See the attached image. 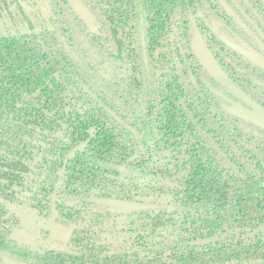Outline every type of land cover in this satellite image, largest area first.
<instances>
[{"label":"trees","instance_id":"16d2710c","mask_svg":"<svg viewBox=\"0 0 264 264\" xmlns=\"http://www.w3.org/2000/svg\"><path fill=\"white\" fill-rule=\"evenodd\" d=\"M82 1L104 36L87 32L67 0H0V264H264V131L223 109L190 45L195 24L226 73L250 87L206 23L231 17L218 0ZM72 23L109 63L101 83L57 37L80 55ZM97 198L171 208L122 215ZM26 214L70 227L67 242L22 237ZM18 232L20 260H5Z\"/></svg>","mask_w":264,"mask_h":264},{"label":"water","instance_id":"95a60500","mask_svg":"<svg viewBox=\"0 0 264 264\" xmlns=\"http://www.w3.org/2000/svg\"><path fill=\"white\" fill-rule=\"evenodd\" d=\"M226 12L237 22V24L244 26L241 19L235 14V12L231 9V7L225 2V0H219ZM70 9L74 12V14L81 20V22L87 28V31L90 33H95L97 35H102L100 31V24L98 23L96 17L93 13L89 10L87 5L82 0H67ZM139 38H140V45H141V60L146 68H148V59L145 47V40H144V32L142 27L139 28ZM57 37L61 44L63 45L65 51L69 54L72 60L75 62L78 59V56L74 55V51L72 48L67 44L65 38L57 32ZM221 39L225 42L229 47L234 49L236 52L249 56L253 63L261 66L264 68V63L259 56L255 55L253 52H249L245 47L240 45L234 44L232 41H229L221 35ZM239 39V38H237ZM239 39V42L242 45V40ZM190 45L191 49L207 71V73L211 76L213 80L217 82L221 87L225 88L229 93H231L237 101L229 99L227 96L220 94L214 88L212 90L215 94L221 97L225 102L221 103V106L225 111L228 113L244 120L247 123H251L254 126L258 127L259 129L264 131V109L249 98L225 73V71L221 68L220 64L213 56L209 48L207 47L203 37L197 30V28H193L190 37ZM191 81L194 85H196L195 79L191 76ZM95 80V79H94ZM85 89H87L85 87ZM111 115L121 124H123L126 128L130 129L134 134H136L135 130L132 129L126 122H124L118 115L109 111ZM117 169L120 172L125 173H133L135 172L128 170L123 166H117ZM97 202L106 206V209L110 212L117 213V214H128L135 210H147V209H155L161 207H168L164 204L147 202V201H137V200H120V199H111V198H97ZM203 242L202 241H195V243Z\"/></svg>","mask_w":264,"mask_h":264},{"label":"flooded vegetation","instance_id":"af4514ba","mask_svg":"<svg viewBox=\"0 0 264 264\" xmlns=\"http://www.w3.org/2000/svg\"><path fill=\"white\" fill-rule=\"evenodd\" d=\"M219 1V0H218ZM262 4H260V9L263 11V14L260 13L258 11V9H256L249 0H244L245 5L249 8V11H246L245 8H242L239 5H236V9L235 10L233 7H231L226 1V3L231 7V9L235 12V14H237V16L241 19V21L243 22L244 26H241L239 24H237V22L231 17L232 21V25L228 26L227 24H225L224 22H222L221 20H219L216 16L214 15H210L214 16L218 23V27L220 28V23L222 25L221 29H217L215 27H210V25L208 24V20L210 19L207 18L206 19V23L209 26V28L213 31V33L215 34V36L217 37L218 40H220L222 43H224L227 47H229L225 42L222 41V37L221 35L228 39L229 41H232L234 44L240 45L242 47H245L249 52H253L255 55L259 56V58L262 59V62L264 63V0H260ZM220 2V1H219ZM221 4V3H220ZM222 6V4H221ZM223 7V6H222ZM224 8V7H223ZM225 10V9H224ZM226 11V10H225ZM67 15L69 16V14L67 13ZM73 26V32H74V38L76 40V29H78L79 31L80 28L78 26H76L74 23H72ZM197 28L195 26V24L192 25L191 27V32L193 30V28ZM198 30V28H197ZM199 31V30H198ZM83 32V31H82ZM88 32V31H87ZM191 32H190V37H191ZM102 33V32H101ZM200 33V32H199ZM85 36L86 33L84 32ZM201 34V33H200ZM105 34L102 33V36H104ZM202 36V35H201ZM242 40V45L239 42V39ZM87 39V38H86ZM240 40V41H241ZM88 41V40H87ZM90 44V43H89ZM207 45V44H206ZM92 47V46H91ZM208 47V46H207ZM93 48V47H92ZM230 50H232L233 52H231V55H223V58L228 61L232 67H234L238 72H240L241 74L244 75V77H246L247 81H251V85L250 87H240L227 73L226 71L222 68L221 64V68L225 71V73L227 74V76L249 97L251 98L253 101H255L257 104H259L263 109H264V68L253 63L252 60L250 59L249 56H245L242 55L238 52H236L234 49H232L231 47H229ZM94 51L96 52V49L93 48ZM210 50V49H209ZM211 51V50H210ZM212 53V52H211ZM96 54L99 56V54L96 52ZM213 54V53H212ZM214 56V55H213ZM215 57V56H214ZM216 58V57H215ZM99 59L101 61L102 64H100L98 62V65L93 64V69L96 71L94 72L91 68H89V66L87 65L88 69L91 70L93 73H95L94 75H97V77L99 78V75L101 74L100 69H95L97 68V66H102L104 67L103 69L106 70L105 75L103 76H108V72H111V68L109 67V63L105 58H102L101 56H99ZM217 60V58H216ZM218 61V60H217ZM193 77V74L190 73V77ZM191 79V78H190ZM195 79V78H194ZM101 83L100 80H97ZM217 83V82H216ZM206 85H208L210 87V90L215 93L212 88H214L216 91H218L220 94L227 96L229 99H232L234 101H237V98H235L231 93H229L225 88L221 87L219 84L217 85H213L210 81L206 80ZM219 99V103L221 105V103L225 102L221 97L218 96ZM248 130L253 131L251 128H248ZM256 133V132H255Z\"/></svg>","mask_w":264,"mask_h":264},{"label":"rangeland","instance_id":"374dc122","mask_svg":"<svg viewBox=\"0 0 264 264\" xmlns=\"http://www.w3.org/2000/svg\"><path fill=\"white\" fill-rule=\"evenodd\" d=\"M7 19L5 16H0V34L4 33L6 30V25H7ZM217 19L214 16H211L210 19L208 20V24L210 27H215L217 29H221L222 25L220 23V28L218 27ZM76 45L77 47L79 46L80 48V55L77 54V52L74 51V55L78 56V59H76L75 63L76 65L86 74L92 76L93 79L99 80L97 75H94L91 70L88 69L86 62H91L96 65H98V62L100 64L101 61L99 59V56L96 54L94 49L91 47L89 42L86 39V36L84 32L79 31L76 29ZM104 67L102 66H97V69H100L101 74L105 75L106 70L103 69ZM20 233L22 234V237H25L33 242L36 243H42V244H53V245H58L61 246L65 244L69 238L71 228L67 226H63L61 224H57L53 222L51 219L48 221H41L36 219L33 215L31 214H26L21 217L20 221ZM27 235V236H25ZM17 235V234H16ZM19 236V232L17 237L13 236L12 239L8 243V248L5 249L4 252V257L6 258L5 260H20L22 251L23 249L22 243Z\"/></svg>","mask_w":264,"mask_h":264}]
</instances>
